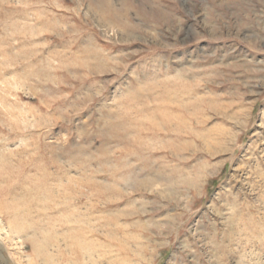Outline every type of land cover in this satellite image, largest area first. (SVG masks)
Here are the masks:
<instances>
[{"label":"rangeland","instance_id":"rangeland-1","mask_svg":"<svg viewBox=\"0 0 264 264\" xmlns=\"http://www.w3.org/2000/svg\"><path fill=\"white\" fill-rule=\"evenodd\" d=\"M0 264H264V0H0Z\"/></svg>","mask_w":264,"mask_h":264}]
</instances>
